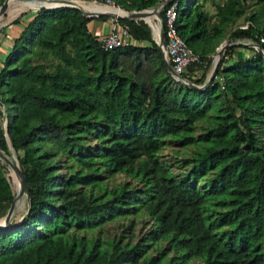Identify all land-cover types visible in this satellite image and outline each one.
<instances>
[{
  "label": "trees",
  "instance_id": "obj_1",
  "mask_svg": "<svg viewBox=\"0 0 264 264\" xmlns=\"http://www.w3.org/2000/svg\"><path fill=\"white\" fill-rule=\"evenodd\" d=\"M112 1L139 11L161 0ZM207 1H171L178 34L199 56L181 74L195 85L247 7L213 2L211 14ZM256 4L232 40L259 43L264 0ZM27 18L0 61V118L30 207L0 230V264H264V56L227 47L198 90L168 71L144 21L117 19L138 44L104 50L90 25L109 17L42 7ZM233 48L251 55L231 61ZM166 145L184 154L176 172L159 157ZM0 151L10 154L1 120ZM6 167L0 205L13 200ZM116 174L131 181L109 188L104 179ZM138 216L150 223L143 239L105 235L108 223L127 220L129 230Z\"/></svg>",
  "mask_w": 264,
  "mask_h": 264
},
{
  "label": "rangeland",
  "instance_id": "obj_2",
  "mask_svg": "<svg viewBox=\"0 0 264 264\" xmlns=\"http://www.w3.org/2000/svg\"><path fill=\"white\" fill-rule=\"evenodd\" d=\"M17 1V0H14ZM78 2H80L81 4H83L84 6H86L88 9H90L91 11H99L102 6H97V5H92V3H90V0H77ZM163 0H161L159 3H161ZM224 0H208L206 2L205 5V9L213 14L215 9L214 6L212 5L213 2L215 3H222ZM247 1V7H246V11H245V15L240 17L239 19H237L229 28V30L225 33V39L224 41H228L229 39L234 43L233 45H237V43L239 44H243V43H249L251 42V40H247V39H242V40H232L229 37V34L236 28L238 27H242L245 26L247 24L252 25L251 21L249 20V16L255 11V9L257 7H259V4H256L257 0H246ZM30 4L33 3H28V2H22V3H17L14 7L12 12L8 13L9 11H7L4 14V18L2 17L0 19V61L3 60L5 58V56L8 54V51L10 49L11 46V41H12V32L16 31V27L15 25H11L10 23L16 19L15 17H12V15H16L17 13L23 11L21 14H23V17L20 18V24L19 26H21V24H23L24 22H26V18L28 17L29 14L35 12L38 10V5L36 7H31ZM34 5V4H33ZM154 8V7H152ZM149 8V9H152ZM184 8V7H183ZM156 23H157V27L155 28V35L158 36L159 33L162 34V30H163V25H162V19L160 16V12L158 13L156 19H155ZM7 25V26H5ZM248 25V26H249ZM5 27V28H4ZM8 27V28H7ZM154 37V35H153ZM223 41V42H224ZM222 42V43H223ZM221 43V44H222ZM147 44V43H145ZM220 44V45H221ZM219 45V46H220ZM219 48V47H218ZM217 48V49H218ZM217 49L215 50V53L212 55V60L211 63L209 65V68L207 70V75H206V79L207 80L212 67H213V63H214V59L216 56V52ZM237 51H241L245 57H249L251 55V52H249V50L246 49H237V48H233L231 50V56L233 57L231 61L234 60L235 55L237 53ZM199 75V74H198ZM204 81V83H205ZM203 84H200L199 86H201ZM0 111H4V107L0 104ZM4 119L7 121L6 119V115H3L2 118H0V120L2 121L3 127H4ZM92 144L94 142H91ZM9 153L11 154V151L9 150ZM9 154V156H10ZM7 155V154H6ZM15 155V153H14ZM184 154L181 153V151L179 150L178 147L176 146H171V145H166L160 152H159V157L161 160H164L166 162H168L171 166L173 171H178V165H176L175 160H181L184 156ZM16 156V155H15ZM1 162V160H0ZM5 177L6 179L9 181L12 193H13V198L16 195V190H15V185H14V178L12 176V171L6 167V171H5ZM105 182L107 183V186L109 188H111L112 186L122 183L124 181L126 182H130L131 180L129 178H127L125 175L123 174H116L115 176L109 178V179H104ZM11 202L8 203H3L0 205V220L4 218L5 214L8 211V208L10 206ZM27 210V204H26V198L25 196H23L17 203H16V207L13 213V216L11 218V224H15L18 223L25 215ZM134 229L130 228L129 230L126 229V227H128L130 224L127 220H116L113 222L108 223L106 226H104V233L105 235L108 236H118L121 237L125 240H128L129 238L134 239L135 242L143 239V237L145 235H147L149 229H150V223L146 222L145 217L144 216H138L137 218L134 219ZM132 230V232H131ZM167 246L166 242H163L161 244L162 248H165ZM151 254H155L154 251L150 252ZM173 253L170 251L169 255H172ZM198 263V261L196 260H191L189 262V264H195Z\"/></svg>",
  "mask_w": 264,
  "mask_h": 264
},
{
  "label": "water",
  "instance_id": "obj_3",
  "mask_svg": "<svg viewBox=\"0 0 264 264\" xmlns=\"http://www.w3.org/2000/svg\"><path fill=\"white\" fill-rule=\"evenodd\" d=\"M11 1H14V0H4L3 3L0 5V19L7 12ZM38 1L58 3L54 6L43 5V6H40L38 9H40L42 7H44V8L69 7V8H74V9L79 10L85 17H88V18H91V17L98 18L101 16H106V17H109L111 19H125V20H132V21H144V23H146L151 30L152 39L156 43V45L158 46V48L161 52V55L163 56L164 61L166 63V66L168 68V71L173 76H175L177 78V81H179L182 84H184L190 88H193V89L202 90L210 84L211 80L213 78H215V76H216L218 63H219L221 57L223 56V54L225 53V50L227 49V47L232 46L234 44L229 39L228 41H224L219 46V48L217 49V52H216V56L214 59L212 70H211L207 80L205 81V83L203 85L199 86V85H195V84L191 83L190 81L181 77L180 75H177L173 71L171 63H170V61L166 55V52L164 50V43H163L162 34L160 33L158 38H156L155 36L153 37L154 33H153L152 25L146 20V18L149 17L151 14L158 15V13L162 10L163 6L169 0H163L161 3H159L156 7L152 8V9H144V10H139V11L125 10L122 8H113V9L119 10L118 13L111 12V11H95V12L87 11V10L83 9V7L78 3L77 0H38ZM237 44H239V43H237ZM243 44L249 48H253L254 50L260 52L264 56V51L262 50V48L260 47L259 44L255 43V42H249V43H243ZM4 129H5L6 141L8 143V147H9V150L11 151V154L9 156V155H6L4 152L0 151V160L11 171H13L15 176L18 178L19 191L16 193L15 197L13 198L4 218L0 220V230L7 229L8 227H10L12 225L11 224V218L13 216V213H14V210L16 207V203L23 196H25L26 204H27V210H26L25 214H27V212L29 211V207H30L29 186H28V183L26 181L25 175H24V173H23V171L19 165L17 157L14 155V151L11 147L9 136L7 134V121L5 119H4Z\"/></svg>",
  "mask_w": 264,
  "mask_h": 264
},
{
  "label": "built area",
  "instance_id": "obj_4",
  "mask_svg": "<svg viewBox=\"0 0 264 264\" xmlns=\"http://www.w3.org/2000/svg\"><path fill=\"white\" fill-rule=\"evenodd\" d=\"M171 1L172 0H169L162 8L164 9V22L162 21V38L164 50L171 63L172 69L177 75L181 76L190 63L199 61V56L186 45L184 40L178 34L174 25L176 19L177 3H171ZM90 3L112 8H120L119 6H116L112 0H90ZM167 4L169 5L166 7ZM111 20L112 23L110 30L106 34L99 36L100 45L104 50H112L115 48L138 44V42L133 37H131L128 29L124 26H121L117 19ZM248 25L249 24L242 26L241 28H247ZM257 44H259L264 51V35L259 36V43ZM173 77L177 80L175 76Z\"/></svg>",
  "mask_w": 264,
  "mask_h": 264
},
{
  "label": "bare ground",
  "instance_id": "obj_5",
  "mask_svg": "<svg viewBox=\"0 0 264 264\" xmlns=\"http://www.w3.org/2000/svg\"><path fill=\"white\" fill-rule=\"evenodd\" d=\"M22 2H28V3H33V4H30L31 7H36L38 5V7L40 6H54L58 3H55V2H44V1H38V0H17V1H11L10 5H9V10L11 8H13L17 3H22ZM82 7L83 9L87 10V11H91L90 9H88L86 6H84L83 4H81L80 2H78ZM95 5V4H94ZM97 6H102V5H97ZM99 11H111V12H116L118 13L119 10H116V9H113L112 7H107V6H102V8L99 10ZM91 12H95V11H91ZM157 17L156 14H151L149 17L146 18V20L152 25V21L155 20ZM4 18V17H3ZM2 20V19H1ZM153 28V26H152ZM153 33H154V28H153ZM160 35V33H159ZM155 35L154 33V36L156 38L159 37ZM13 172V171H12ZM13 176H14V179H15V184H16V187H17V192L19 191V182H18V178L15 176V174L13 173ZM16 192V193H17Z\"/></svg>",
  "mask_w": 264,
  "mask_h": 264
},
{
  "label": "crops",
  "instance_id": "obj_6",
  "mask_svg": "<svg viewBox=\"0 0 264 264\" xmlns=\"http://www.w3.org/2000/svg\"><path fill=\"white\" fill-rule=\"evenodd\" d=\"M9 11V8L8 10ZM23 11L17 13L16 15H12V17H19L20 14L22 13ZM9 13V12H8ZM29 20V18H26L25 21ZM111 23H112V20L111 18L107 19V20H101V19H96L94 21L91 22V25H90V30H91V33L95 36H100V35H103V34H106L110 28H111ZM11 24V23H10ZM20 24V23H19ZM19 24L15 25L17 26L16 28V31H13L11 34H12V40L13 38L15 37V35H17L20 31V29L24 26L25 22L23 24H21V26H19ZM7 26V25H5ZM8 28V27H7ZM11 44H12V41H11ZM145 44V43H143ZM11 47V46H10ZM9 52V51H8ZM250 52V51H249ZM1 58V57H0Z\"/></svg>",
  "mask_w": 264,
  "mask_h": 264
}]
</instances>
